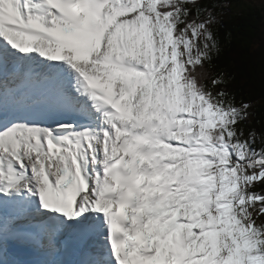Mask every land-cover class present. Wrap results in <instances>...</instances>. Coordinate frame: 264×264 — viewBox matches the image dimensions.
I'll return each instance as SVG.
<instances>
[{
  "label": "snow or ice",
  "instance_id": "obj_1",
  "mask_svg": "<svg viewBox=\"0 0 264 264\" xmlns=\"http://www.w3.org/2000/svg\"><path fill=\"white\" fill-rule=\"evenodd\" d=\"M239 2L0 0V264H264Z\"/></svg>",
  "mask_w": 264,
  "mask_h": 264
},
{
  "label": "trees",
  "instance_id": "obj_2",
  "mask_svg": "<svg viewBox=\"0 0 264 264\" xmlns=\"http://www.w3.org/2000/svg\"><path fill=\"white\" fill-rule=\"evenodd\" d=\"M254 1V2H253ZM240 0L235 4V11H231L233 4H229L225 11L228 12V16L225 20L231 24L234 23L237 28L246 29L251 28L255 33V38L252 39L249 33L245 31L236 32L232 30L234 37H244L252 39L251 53L252 59L249 61V66L244 67L247 79L253 81V85H250L246 89L249 96L252 98L253 117L249 123L254 124V121L259 120L260 124L254 126L259 130L264 125V0ZM229 17H235V20H230ZM254 21V23H253ZM238 67H241L238 65ZM247 79L242 80L241 83L247 82Z\"/></svg>",
  "mask_w": 264,
  "mask_h": 264
},
{
  "label": "rangeland",
  "instance_id": "obj_3",
  "mask_svg": "<svg viewBox=\"0 0 264 264\" xmlns=\"http://www.w3.org/2000/svg\"><path fill=\"white\" fill-rule=\"evenodd\" d=\"M247 1H251V0H247ZM261 0H259L258 2H260ZM254 2V1H253Z\"/></svg>",
  "mask_w": 264,
  "mask_h": 264
}]
</instances>
